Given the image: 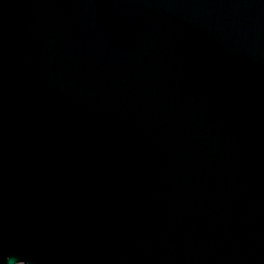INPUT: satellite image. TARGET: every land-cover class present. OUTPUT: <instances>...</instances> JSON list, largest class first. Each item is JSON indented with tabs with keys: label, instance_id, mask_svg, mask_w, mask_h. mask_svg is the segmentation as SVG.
I'll list each match as a JSON object with an SVG mask.
<instances>
[{
	"label": "water",
	"instance_id": "obj_1",
	"mask_svg": "<svg viewBox=\"0 0 264 264\" xmlns=\"http://www.w3.org/2000/svg\"><path fill=\"white\" fill-rule=\"evenodd\" d=\"M264 264V0H0V264Z\"/></svg>",
	"mask_w": 264,
	"mask_h": 264
},
{
	"label": "bare ground",
	"instance_id": "obj_2",
	"mask_svg": "<svg viewBox=\"0 0 264 264\" xmlns=\"http://www.w3.org/2000/svg\"><path fill=\"white\" fill-rule=\"evenodd\" d=\"M21 263L25 264L24 262H18L17 264H21Z\"/></svg>",
	"mask_w": 264,
	"mask_h": 264
},
{
	"label": "rangeland",
	"instance_id": "obj_3",
	"mask_svg": "<svg viewBox=\"0 0 264 264\" xmlns=\"http://www.w3.org/2000/svg\"><path fill=\"white\" fill-rule=\"evenodd\" d=\"M21 264H23V263H21Z\"/></svg>",
	"mask_w": 264,
	"mask_h": 264
}]
</instances>
